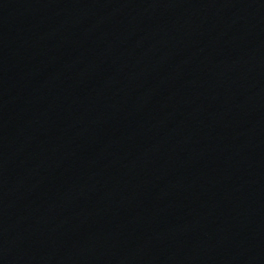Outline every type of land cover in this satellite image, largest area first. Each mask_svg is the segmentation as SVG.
Masks as SVG:
<instances>
[{"label": "water", "instance_id": "95a60500", "mask_svg": "<svg viewBox=\"0 0 264 264\" xmlns=\"http://www.w3.org/2000/svg\"><path fill=\"white\" fill-rule=\"evenodd\" d=\"M0 264H264V0H0Z\"/></svg>", "mask_w": 264, "mask_h": 264}]
</instances>
